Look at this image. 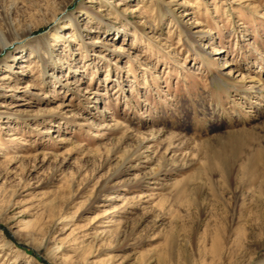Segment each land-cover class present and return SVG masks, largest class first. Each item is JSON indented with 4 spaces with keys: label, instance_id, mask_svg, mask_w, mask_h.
Returning <instances> with one entry per match:
<instances>
[{
    "label": "rangeland",
    "instance_id": "374dc122",
    "mask_svg": "<svg viewBox=\"0 0 264 264\" xmlns=\"http://www.w3.org/2000/svg\"><path fill=\"white\" fill-rule=\"evenodd\" d=\"M0 41V264H264V0H0Z\"/></svg>",
    "mask_w": 264,
    "mask_h": 264
},
{
    "label": "bare ground",
    "instance_id": "6f19581e",
    "mask_svg": "<svg viewBox=\"0 0 264 264\" xmlns=\"http://www.w3.org/2000/svg\"><path fill=\"white\" fill-rule=\"evenodd\" d=\"M144 22L141 21V23H139V25H137L136 27L139 28L140 26H143ZM0 46L2 49H4L5 47L9 46L8 43L0 41Z\"/></svg>",
    "mask_w": 264,
    "mask_h": 264
}]
</instances>
